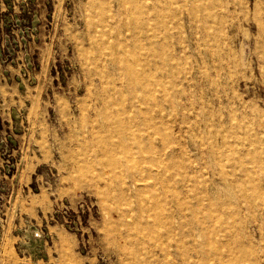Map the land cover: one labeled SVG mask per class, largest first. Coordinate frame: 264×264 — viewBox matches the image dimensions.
<instances>
[{
	"label": "rangeland",
	"instance_id": "obj_1",
	"mask_svg": "<svg viewBox=\"0 0 264 264\" xmlns=\"http://www.w3.org/2000/svg\"><path fill=\"white\" fill-rule=\"evenodd\" d=\"M263 191L264 0H0V264H264Z\"/></svg>",
	"mask_w": 264,
	"mask_h": 264
},
{
	"label": "bare ground",
	"instance_id": "obj_2",
	"mask_svg": "<svg viewBox=\"0 0 264 264\" xmlns=\"http://www.w3.org/2000/svg\"><path fill=\"white\" fill-rule=\"evenodd\" d=\"M253 5V4H252ZM251 5V6H252ZM151 23H153V21L151 22ZM210 29V28H209ZM138 33V32H137ZM120 47V46H119ZM208 48V47H207ZM167 97V96H166ZM144 123H146V122H144ZM147 124V123H146ZM150 125V124H149ZM234 129V128H233ZM241 130V129H240ZM224 132V131H223ZM230 134V133H229ZM231 135V134H230ZM211 136V135H210ZM225 137V136H224ZM237 137V136H236ZM238 138V137H237ZM236 138V139H237ZM228 140H229V138H228ZM240 140V139H239ZM252 140V139H251ZM251 143H252V141H250ZM251 143H249V144H251ZM128 144V143H127ZM138 144H140V143H138ZM129 145V144H128ZM132 146V145H131ZM262 146V145H261ZM237 148V147H236ZM248 149V148H247ZM252 149H253V147H252ZM255 149V148H254ZM260 149H261V147H260ZM259 149V150H260ZM256 150V149H255ZM254 150V151H255ZM247 151H249V150H247ZM149 152V151H148ZM260 152V151H259ZM262 155V154H261ZM249 156H247V158H248ZM261 157V156H260ZM255 158V157H254ZM252 160H254L253 158H251ZM152 162V161H151ZM155 162V161H154ZM165 162V161H164ZM253 162V161H252ZM161 163V162H160ZM156 164V163H155ZM158 164V163H157ZM250 165H252V164H250ZM148 166V165H147ZM252 166H254V163H253V165ZM134 169V168H133ZM233 177V176H232ZM256 179H258V178H256ZM255 179V180H256ZM257 181H259V180H257ZM256 188V187H255ZM255 188H254V190H255ZM264 192V191H263ZM257 193V192H256ZM264 194V193H263ZM256 196V195H255ZM197 197H199V196H197ZM259 199V198H258ZM259 201V200H258ZM258 207H260L259 205H257ZM264 206V205H263ZM229 209V208H228ZM230 211V210H229ZM211 212V211H210ZM212 213V212H211ZM216 213V212H215ZM263 213V212H262ZM261 214V213H260ZM220 215V214H219ZM222 217V216H221ZM222 219V218H221ZM220 220V219H219ZM199 221V220H198ZM254 220H252V222H253ZM255 222V221H254ZM245 222H243V223H241L240 224V226H242L243 224H244ZM165 229H167V230H169V231H172V230H174V224H172V222H164V224L162 225ZM261 227V225L259 226V228H257V226H255L254 228H250L249 229V233L250 234H252V235H254L255 233H259V235H260V238L261 239H263L264 238V233L262 232V229L260 228ZM236 226H234L233 224H228L227 226H226V228H225V234H224V237H225V240H227L226 241V243H225V248H223L222 250H220V249H217L216 247H214L213 248V250H211V249H203V251L202 252H204V254H206L207 256H212L213 258H216V259H221L222 257H224V258H226V260H225V262L224 263H222V264H233V262L234 261H236V262H240L239 260H238V258L239 257H241L242 255H240L241 254V252L243 251L241 248H239V247H237V248H235V246L234 245H232L233 243H235V242H237L238 241V239L240 238V233L238 234V231H236ZM178 246V245H177ZM184 246V245H183ZM186 247V246H185ZM188 247V248H187ZM187 247H186V249L188 250V249H190L189 248V245H187ZM178 248H179V246H178ZM183 248V247H182ZM184 250V249H183ZM197 250V249H196ZM199 250V249H198ZM197 250V251H198ZM182 251V250H181ZM180 251V252H181ZM199 251H201V250H199ZM198 251V252H199ZM185 252H186V250H185ZM184 252V253H185ZM188 252V251H187ZM186 252V253H187ZM183 253V252H182ZM189 253V252H188ZM196 253V252H195ZM203 254V253H202ZM205 257V256H204ZM242 258V257H241ZM236 264H239V263H236Z\"/></svg>",
	"mask_w": 264,
	"mask_h": 264
}]
</instances>
